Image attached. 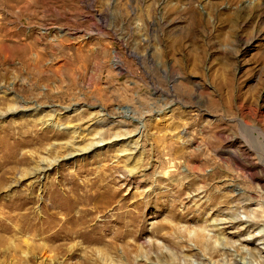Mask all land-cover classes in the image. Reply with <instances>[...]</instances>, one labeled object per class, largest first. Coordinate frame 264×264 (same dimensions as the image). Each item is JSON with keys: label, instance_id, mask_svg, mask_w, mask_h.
<instances>
[{"label": "rangeland", "instance_id": "obj_1", "mask_svg": "<svg viewBox=\"0 0 264 264\" xmlns=\"http://www.w3.org/2000/svg\"><path fill=\"white\" fill-rule=\"evenodd\" d=\"M39 1L0 0V264H264V0Z\"/></svg>", "mask_w": 264, "mask_h": 264}, {"label": "bare ground", "instance_id": "obj_2", "mask_svg": "<svg viewBox=\"0 0 264 264\" xmlns=\"http://www.w3.org/2000/svg\"><path fill=\"white\" fill-rule=\"evenodd\" d=\"M7 1H11V2H8L7 4L11 5V7L9 6L8 7V11L10 12V14H13L12 16L16 17V18H21L23 17L25 14H27L31 8L33 9H36L40 3L39 0H22V2L20 1H13V0H7ZM49 2V1H48ZM14 3H16L14 5ZM17 4H21L19 7H17L16 5ZM35 12V10L33 11ZM36 14V13H35ZM30 15V14H29ZM33 16V15H32ZM5 45V44H4ZM4 45H0V56L2 54L5 53V58L8 59V60H14L16 56V51L15 50H12L7 48L6 46ZM31 48V47H30ZM18 51V50H17ZM24 51V50H23ZM38 55V54H37ZM2 57V56H1ZM4 57V56H3ZM39 57V56H38ZM28 58V57H27ZM35 58V57H34ZM37 60V59H36ZM35 60V61H36ZM25 62H27V59L25 58ZM71 63V62H70ZM69 63V64H70ZM73 63V62H72ZM36 64L37 66L39 67V64H41L39 62V60L36 61ZM30 66V64H28ZM71 65V64H70ZM65 66V64H64ZM74 66V65H73ZM42 68V67H40ZM63 68V66H62ZM61 68V70H63ZM66 68V67H65ZM67 69V68H66ZM57 71V70H56ZM69 71V70H68ZM61 73V71H60ZM7 74V73H6ZM69 75V74H68ZM71 77V75H70ZM74 80V79H73ZM13 108L12 106L10 105L8 107V111H12ZM39 121V120H38ZM44 124H48L47 122L44 121ZM52 124V123H51ZM49 126V125H48ZM243 128L246 129L247 131L251 132L252 133V130H250V128H248L247 125H245L244 123L242 124ZM257 132V137L256 139L258 140V137H262L263 140H264V134L263 132H261L260 130H256ZM264 144V143H263ZM264 148V147H263ZM249 149H254L253 146H250ZM261 152V151H260ZM263 152V151H262ZM264 153V152H263ZM259 154V153H257ZM260 158V157H259ZM50 166V165H48ZM41 171V173H44L47 171V167H42L41 169H39ZM208 177V176H207ZM204 183H206L207 181H209V179H205L203 178L202 180ZM181 183V182H180ZM195 184V181H190L189 182V185H194ZM183 185V184H182ZM189 185H187L189 187ZM184 186V185H183ZM206 186V185H205ZM181 188V186H180ZM184 188V187H183ZM183 190V189H182ZM262 193V191H261ZM177 195L174 194V196L176 197H181L182 195V191L181 190H178L176 192ZM232 194V195H230ZM237 196H235V193L234 192H228V193H211L210 196H209V199H208V202H207V207L205 208V210L202 212V213H198V214H194L193 217L189 218V216L186 215H183V214H179L177 211L176 212H173V217H176V218H179L180 220H191V221H201L205 216L208 217V220H210L212 218L213 215H221V214H225V210H228L229 212L227 214H229L228 216H232V215H235L238 210L242 207V208H246L247 204H243L245 202V200H237L236 199ZM236 200L238 202H236ZM247 201H252L251 199H247ZM233 203H235L233 205ZM243 204V205H242ZM241 206V207H240ZM230 207V208H229ZM121 207L118 208V210H120ZM86 211V210H85ZM190 211V209H188V212ZM88 213V212H87ZM71 214V213H70ZM85 214V213H84ZM81 217V216H80ZM257 217V216H256ZM84 218V217H83ZM83 218H80V219H75L73 221L74 223V226L77 227V229L75 230V233L77 235H80L81 233H84V232H89L90 230V226H89V221L87 219H83ZM235 219V218H234ZM237 219V221H236ZM234 221L236 222H230V223H227L226 227L223 228V229H220V230H226L228 228H231L233 226H235L236 224L238 223H241L242 222V219H239V218H236ZM73 220V219H72ZM215 221V220H214ZM107 222H110V221H107ZM129 222V220H128ZM137 221L135 219H131L130 223L127 224V227L128 225H131L128 230L126 232H124V235H125V238L132 235V236H136V233L138 231H136V227H137ZM248 222H252L253 221H248ZM127 223V222H126ZM141 223V222H140ZM260 223L259 220L256 221V224ZM225 224V223H224ZM251 225V224H250ZM254 225V224H253ZM168 226V225H167ZM97 227V226H96ZM169 227V226H168ZM215 228L218 227V224L216 223V225H214ZM251 227V226H250ZM98 228V227H97ZM140 228V227H139ZM167 228V227H165ZM247 228V227H246ZM162 229V228H160ZM161 231V230H160ZM173 231V233H171L170 235L171 236H174V235H177L178 234V231L172 229L171 232ZM243 230H239L238 233H242ZM192 238H193V241L195 242L196 245H200L201 248L203 249V251H207L209 250L210 248V245H211V239H208L209 236H207L205 234V231H194L193 233L192 232H188V235H192ZM138 236V235H137ZM259 236H262L261 238H263L264 234L263 235H259ZM51 238V237H50ZM219 239V240H218ZM120 240V239H119ZM219 241V244H221L222 242H220V236L218 235L217 236V239H216V243H218ZM98 243H103V240L101 238L98 239ZM260 244L264 245V242H260ZM200 248V249H201ZM238 248V247H237ZM240 251V250H239ZM243 251V250H242ZM238 252V251H237ZM244 253V252H243ZM261 253H264V250L261 251ZM247 254H250L247 253ZM101 257H103V254L99 255ZM105 256V255H104ZM252 256V255H251ZM254 256V255H253ZM102 259V258H101ZM122 260V259H121ZM119 264H124L122 262H119ZM126 264H132L131 260L127 259V263Z\"/></svg>", "mask_w": 264, "mask_h": 264}]
</instances>
